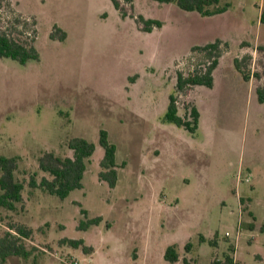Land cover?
I'll return each instance as SVG.
<instances>
[{"label":"rangeland","instance_id":"374dc122","mask_svg":"<svg viewBox=\"0 0 264 264\" xmlns=\"http://www.w3.org/2000/svg\"><path fill=\"white\" fill-rule=\"evenodd\" d=\"M116 2L126 17L113 0H0V30L24 41L15 20H30L40 53L26 65L0 58V157L17 158L14 177L24 185L16 210L0 207V239L10 233L23 253L0 264H170L172 245L176 264H213L224 253L264 264V104L256 93L264 86V0H222L228 11L212 17L175 3ZM139 16L163 27L146 33ZM55 27L62 32L52 39ZM216 41L213 89L176 93L178 72L211 61L196 48ZM247 56L258 75L250 82L234 66ZM172 94L183 119L199 110L194 134L164 121ZM101 130L117 147L115 188L99 178ZM72 138L96 145L83 188L65 200L31 188L34 175L53 179L39 167L46 152L73 157Z\"/></svg>","mask_w":264,"mask_h":264},{"label":"trees","instance_id":"16d2710c","mask_svg":"<svg viewBox=\"0 0 264 264\" xmlns=\"http://www.w3.org/2000/svg\"><path fill=\"white\" fill-rule=\"evenodd\" d=\"M128 2L132 0H127ZM161 4L175 3L180 9L186 12H197L203 17H212L220 15L228 11L229 5L220 6L222 0H153ZM114 6L117 10L122 12V8L116 0H113ZM122 16L127 15L122 12ZM138 23L143 25L142 31L146 33H152L155 28L161 29L163 22L154 19H146L143 16L138 17ZM261 23L264 24V10L261 14ZM15 24H19L22 28L21 36L26 37L27 40H20V36L14 35L8 30H0V58L11 59L18 62L21 65H26L32 61L40 60V53L38 49L33 45L35 36L29 34V28L32 23L28 19L21 20L17 18ZM22 24V25H21ZM55 31L52 35V39H57V33L62 32L58 27H55ZM32 33H36L35 30ZM64 33V32H63ZM66 34L64 33L58 38L60 41H64ZM196 50H201L209 55L211 59L210 63L205 68H200L194 71L189 76H185L182 72L177 74L176 93H184L188 89L193 87H206L212 89L215 84L214 71L218 67V55L220 50V41L208 44L204 47H197ZM264 51L263 48H260ZM250 56L243 59L236 58L234 60V66L236 70L242 75L245 82H250L252 77H258L255 73H252L251 68L248 67L247 61L250 60ZM258 101L264 104V86L258 87L256 90ZM191 120L183 119L179 115V109L177 105V97L175 94L170 95L169 105L167 112L164 115V121L169 124H173L179 128H184L188 132L194 134L199 129L200 124V112L197 107H192L190 112ZM99 144L104 149V157L101 161L102 171L99 175L101 181H105L111 188H115L119 178L118 164H117V147L109 138V134L106 130L100 131ZM68 147L73 151V157H61L53 152H46L39 159L40 170L49 174L53 179L49 180L43 178L40 183L36 180L34 175L30 180L31 188L40 187L47 193L57 196L58 198L65 200L70 194L78 189L83 188L84 175L87 170V165L90 162L96 151V145L84 138H72L68 142ZM17 166V158H5L0 157V171L3 172V176L0 179V188L3 193L0 195V207L8 210H16V205L23 202L22 192L24 191V185L21 182L15 180L14 171ZM86 214V211H82ZM102 222V218H96L88 222L84 228H90L92 225H99ZM11 228L16 233L24 238L29 237V231L22 227ZM10 238L13 236L8 233L4 238L0 239V259L4 263L11 255H20L23 253V246H17L16 241L18 238H14L16 241H12ZM205 238L201 237V242H205ZM228 241V238L225 240ZM76 246L82 244V242H73ZM209 245L217 247L218 242L216 240L209 241ZM192 247L191 243L185 246L186 251H190ZM229 252L235 253L236 248L234 245H229ZM165 260L170 264H176L180 260V256L176 245L168 247L165 253ZM213 264H237L235 258L230 253H224V260H215Z\"/></svg>","mask_w":264,"mask_h":264},{"label":"built area","instance_id":"2783aa9c","mask_svg":"<svg viewBox=\"0 0 264 264\" xmlns=\"http://www.w3.org/2000/svg\"><path fill=\"white\" fill-rule=\"evenodd\" d=\"M247 181H249V178L247 179ZM73 264H79V262H74Z\"/></svg>","mask_w":264,"mask_h":264},{"label":"crops","instance_id":"0c3cea01","mask_svg":"<svg viewBox=\"0 0 264 264\" xmlns=\"http://www.w3.org/2000/svg\"><path fill=\"white\" fill-rule=\"evenodd\" d=\"M213 89V88H212Z\"/></svg>","mask_w":264,"mask_h":264}]
</instances>
